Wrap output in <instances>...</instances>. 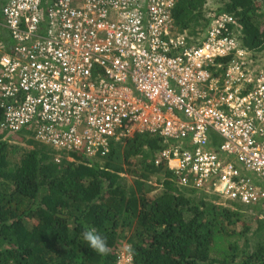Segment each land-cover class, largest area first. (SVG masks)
Segmentation results:
<instances>
[{
  "label": "built area",
  "instance_id": "built-area-1",
  "mask_svg": "<svg viewBox=\"0 0 264 264\" xmlns=\"http://www.w3.org/2000/svg\"><path fill=\"white\" fill-rule=\"evenodd\" d=\"M178 2L0 0V129L85 157L149 133L180 185L264 206V61L228 13L178 33Z\"/></svg>",
  "mask_w": 264,
  "mask_h": 264
},
{
  "label": "trees",
  "instance_id": "trees-1",
  "mask_svg": "<svg viewBox=\"0 0 264 264\" xmlns=\"http://www.w3.org/2000/svg\"><path fill=\"white\" fill-rule=\"evenodd\" d=\"M216 3L215 15H232L233 34L264 61V0ZM211 10L209 0H179L178 33L200 41ZM28 135L17 157L19 147L0 134V264H117L124 244L133 264H264V206L235 209L180 185L166 162L155 163L166 146L159 136L137 132L85 157Z\"/></svg>",
  "mask_w": 264,
  "mask_h": 264
},
{
  "label": "rangeland",
  "instance_id": "rangeland-1",
  "mask_svg": "<svg viewBox=\"0 0 264 264\" xmlns=\"http://www.w3.org/2000/svg\"><path fill=\"white\" fill-rule=\"evenodd\" d=\"M209 4L211 5V9H212L211 10V15L214 16L216 14L217 6H219V5H218V3H216V0H209ZM195 39L201 40L203 38L200 37V36H197ZM0 134L4 135L5 138H7L9 140L10 143H12L13 145H17L19 147L20 150L18 151L17 157H20V151L22 149L29 148V145L27 144V141L25 140V139H27V140L29 139V136L27 135V133L23 134L25 139L24 138H19V137H12V136H10L11 134H9V132H7L5 130H1V129H0ZM212 195L214 196V198H213V199H215L214 201H216L217 203H219L221 205H224V206H227V207L234 206L235 209H239L237 205H233L230 200L223 199L217 193L213 192V193H211L210 196H212ZM250 207H252V206H250ZM243 211L245 213V217H246L247 220H250L251 216L254 217V214H253V212H251V210H244L243 209ZM259 218L264 219V211L260 212ZM127 249H128V245L124 244L123 247L121 248V251L125 252V251H127Z\"/></svg>",
  "mask_w": 264,
  "mask_h": 264
},
{
  "label": "clouds",
  "instance_id": "clouds-1",
  "mask_svg": "<svg viewBox=\"0 0 264 264\" xmlns=\"http://www.w3.org/2000/svg\"><path fill=\"white\" fill-rule=\"evenodd\" d=\"M27 135H28V133H27ZM29 136V135H28ZM33 138H34V136H33ZM35 139V138H34ZM36 140V139H35ZM36 141H38V140H36ZM39 142V141H38ZM40 143H43V142H40ZM45 144V143H44ZM46 145H48V144H46ZM50 146V145H49ZM52 147V146H51ZM54 148V147H53ZM69 155V154H68ZM68 159L69 160H72V158L70 157V156H68Z\"/></svg>",
  "mask_w": 264,
  "mask_h": 264
}]
</instances>
